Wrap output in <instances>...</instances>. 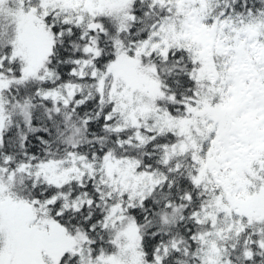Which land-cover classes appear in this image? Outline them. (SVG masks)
Returning <instances> with one entry per match:
<instances>
[{"label": "snow or ice", "instance_id": "obj_1", "mask_svg": "<svg viewBox=\"0 0 264 264\" xmlns=\"http://www.w3.org/2000/svg\"><path fill=\"white\" fill-rule=\"evenodd\" d=\"M0 264H264V0H0Z\"/></svg>", "mask_w": 264, "mask_h": 264}]
</instances>
